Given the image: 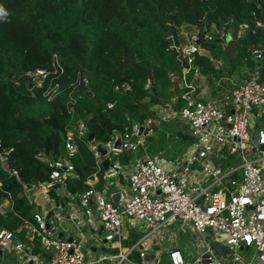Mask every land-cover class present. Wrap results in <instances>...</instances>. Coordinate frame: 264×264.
Segmentation results:
<instances>
[{
  "label": "built area",
  "instance_id": "built-area-1",
  "mask_svg": "<svg viewBox=\"0 0 264 264\" xmlns=\"http://www.w3.org/2000/svg\"><path fill=\"white\" fill-rule=\"evenodd\" d=\"M257 3L262 7L261 1ZM233 21L177 26L176 32L167 36V50L174 53L179 64L178 70L168 73L170 97L150 106L143 120L128 117L124 130L112 134L107 142L89 140L87 122L78 113L85 94L95 97L88 70L77 69L66 83V67L59 53L53 52L47 66L10 78L17 85L26 78L31 96L36 97L35 90L39 89L46 102L65 94L69 121L64 152L57 158L39 154L50 170L49 180L40 186L29 187L21 181L19 170L11 164L12 149L0 138V191L4 192L0 215L7 218L11 214L20 220L15 230L0 228V264H4L3 253L11 247L38 264H97L108 260L114 264H264V44L251 46L241 80L231 86L226 80H216L218 89L213 93L198 62L205 44L218 41L227 45L232 29L238 40L248 33L247 24L236 29ZM258 25L264 26L262 22ZM251 60L256 64L250 65ZM149 84L150 80L147 87ZM113 90L127 94L132 86L123 82ZM114 106L108 101L105 107ZM166 123L185 126L181 134L165 132L176 142L179 135L188 138L179 153H169L163 147L154 150L150 143ZM81 142L93 153V172L86 180L87 189L72 192L68 180L79 179L73 159L80 153ZM99 145L106 150L104 156ZM123 154L128 155L127 162L121 160ZM104 159H109L107 169ZM102 173L104 183L99 189L96 184ZM3 176L22 184V195L33 207L31 216L16 211ZM113 185L119 191L116 202L110 194ZM56 194L59 199L68 198L65 207L55 201ZM39 196L46 201L44 209L37 207ZM73 207L80 209L93 230L100 229L91 237L117 252L101 251L98 259L89 260L82 237L66 232L60 236L63 218L72 223L69 231L82 226L83 219L79 220ZM50 212L53 215L48 218ZM128 226L148 228L131 247L123 245L131 238L122 232ZM29 244H37L46 256L40 259L33 255Z\"/></svg>",
  "mask_w": 264,
  "mask_h": 264
},
{
  "label": "trees",
  "instance_id": "trees-1",
  "mask_svg": "<svg viewBox=\"0 0 264 264\" xmlns=\"http://www.w3.org/2000/svg\"><path fill=\"white\" fill-rule=\"evenodd\" d=\"M259 1L260 8L257 0H0L9 13L0 20V138L12 149L11 164L19 170L21 181L40 186L49 180L50 170L39 154L57 158L64 152L69 117L65 94L46 102L39 89L36 97L31 96L26 78L17 85L12 76L47 66L53 52L59 53L66 67V83L77 69L88 70L95 97L85 94L78 113L96 141L107 142L124 130L128 117L143 120L150 106L170 97L168 73L178 70L179 64L167 50V36L177 26L223 24L230 18L236 29L247 24L248 33L236 44L239 63L244 57L250 59L251 46L264 44V26L258 25L264 24V0ZM217 44L205 46L214 51ZM198 62L204 72L210 70L208 57ZM123 82L130 83L132 91L115 92L113 86ZM108 101L115 103L114 108L106 109ZM128 159L127 154L121 157L123 162ZM73 160L79 179L70 178L68 187L83 191L88 188L94 156L81 142ZM100 176L102 188L103 173ZM3 180L14 196L16 211L31 216L33 207L25 195L20 196L22 184L12 177ZM19 225L11 214L0 215V228L15 230Z\"/></svg>",
  "mask_w": 264,
  "mask_h": 264
},
{
  "label": "crops",
  "instance_id": "crops-1",
  "mask_svg": "<svg viewBox=\"0 0 264 264\" xmlns=\"http://www.w3.org/2000/svg\"><path fill=\"white\" fill-rule=\"evenodd\" d=\"M231 40L227 43V45H223L222 43H219L220 45H223L224 48H227V60H223V58H225L224 56H221L220 52H217L216 49L214 51L209 50L208 48L203 49L202 51V56L200 57H208L210 59L211 62V68L208 72H205L206 75L208 76V80L210 83V86L212 87V93L216 92L218 87L216 86L215 82L216 80H226L224 82H226L227 85L231 86L233 84H235L237 81L241 80L244 75H245V70H246V66L248 65V62L245 60L246 57L242 58L240 60V62H236V56H237V46L236 44L240 41L236 38V34L235 31L232 29L231 31ZM208 44V43H207ZM251 62L254 64H256L257 61L255 60H251ZM251 64V63H250ZM258 64V63H257ZM168 124H172L173 128L175 129L173 134H181L182 133V127L176 123H168ZM165 125V124H164ZM163 125V127H164ZM180 140L179 141H174L173 140V144L176 146H179V151H182V147L183 144L182 142H184L185 140H187L188 138L179 135ZM185 139V140H184ZM168 140V139H167ZM150 143L154 144V150H157L159 148H162L160 141L155 138L150 139ZM172 153H177L176 151H173ZM100 182V181H99ZM99 182L96 184V186L99 188L98 184ZM115 186V185H113ZM112 187V186H111ZM101 189V188H99ZM40 197V196H39ZM38 197V198H39ZM45 199L42 200L41 198V205H43V208H45ZM74 210H77L79 213V217L81 219H83V221L81 220L82 226L79 229L75 230V227L73 226L71 231L66 232V235L71 236V234H76L79 235L80 237H82L85 241V247L87 250V258L89 260H94V259H98L99 255H101V251L102 252H117V250H110L108 248H106L105 246L102 245L101 242H99V238H92L91 234L92 233H100V229L99 230H93V228L89 225L88 221L86 220L84 214L81 213L80 209L77 207H73ZM76 211V212H77ZM74 230V231H73ZM78 233V234H77ZM24 240V239H23ZM26 243V241H24ZM31 248L32 254L33 255H37L38 258H44L46 256V253L37 245V244H29V246ZM34 252H37V254H34ZM3 258H4V264H20L23 261H26V264H38L36 261H33V258L31 259V257H29L27 254L25 253H20L17 252L16 250H14L13 247L7 249L4 253H3ZM97 264H114V262H112L111 260L108 261H101Z\"/></svg>",
  "mask_w": 264,
  "mask_h": 264
},
{
  "label": "rangeland",
  "instance_id": "rangeland-1",
  "mask_svg": "<svg viewBox=\"0 0 264 264\" xmlns=\"http://www.w3.org/2000/svg\"><path fill=\"white\" fill-rule=\"evenodd\" d=\"M219 45V46H218ZM218 48H216V51L217 52H220L221 56H224L225 58H223V60H227L226 57H227V48H224L223 45H220V44H217L216 45ZM180 126L183 128L182 130L185 129V126L183 124H180ZM176 129V128H175ZM173 128V125L172 124H168L166 123L163 127L162 130H158L156 132V135L158 137V140L160 141L161 143V146L163 148H165L169 153H172L173 151H176L177 153H179V146L178 145H174L172 142H173V139L171 138H167L166 135H165V132H171V134H173L174 130ZM168 139V140H167ZM37 203H38V208H41V209H44L43 208V205L40 206L41 204V197L38 198L37 200ZM45 206V205H44ZM148 231V228L146 227H143V226H138L137 228H131V227H126V228H123L122 229V232L123 233H127L128 236H131V238L128 240V241H123V245L124 246H127V247H131L132 244L134 242H136L143 234H145L146 232ZM181 242L184 241V239H180ZM191 244L188 243V249L189 251H192V249L190 248ZM253 250V248H252ZM182 251L184 252V249L182 248ZM242 254H245L246 252L244 251H240ZM192 257V260H194L195 258V254L193 253V255L191 256Z\"/></svg>",
  "mask_w": 264,
  "mask_h": 264
},
{
  "label": "water",
  "instance_id": "water-1",
  "mask_svg": "<svg viewBox=\"0 0 264 264\" xmlns=\"http://www.w3.org/2000/svg\"><path fill=\"white\" fill-rule=\"evenodd\" d=\"M89 140H94L95 139V136L94 134H89ZM117 147L120 146V141L118 140L117 143H116ZM99 152L101 153V155H105L106 154V150L105 148H103L101 145H99ZM103 166H104V169H107L109 167V159H104L103 161ZM29 187H31V185H29ZM59 187V185H56L55 188ZM61 191H62V188H61ZM110 194H111V199L113 201H118L119 199V191L118 189L116 188V186H112L111 189H110ZM20 196H22V193L20 194ZM55 198V201L56 202H60V204L65 207V201H68V198H65L64 200L63 199H59V195L56 194L54 196ZM65 213V212H64ZM52 212H50L48 214V218H50L52 216ZM75 219V217L73 218ZM60 225L62 227V231L60 232V236L63 237L65 235V232L69 231V229L71 228L72 226V223L70 222V219L69 218H63L61 221H60ZM115 240L118 239V236H115L114 238ZM34 254H37V252H34Z\"/></svg>",
  "mask_w": 264,
  "mask_h": 264
},
{
  "label": "clouds",
  "instance_id": "clouds-1",
  "mask_svg": "<svg viewBox=\"0 0 264 264\" xmlns=\"http://www.w3.org/2000/svg\"><path fill=\"white\" fill-rule=\"evenodd\" d=\"M8 15V11L2 5H0V20L5 19Z\"/></svg>",
  "mask_w": 264,
  "mask_h": 264
}]
</instances>
